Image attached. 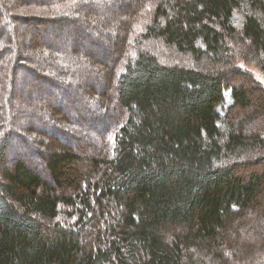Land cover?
<instances>
[{
  "label": "trees",
  "instance_id": "1",
  "mask_svg": "<svg viewBox=\"0 0 264 264\" xmlns=\"http://www.w3.org/2000/svg\"><path fill=\"white\" fill-rule=\"evenodd\" d=\"M251 66L264 0H0V264H254Z\"/></svg>",
  "mask_w": 264,
  "mask_h": 264
},
{
  "label": "rangeland",
  "instance_id": "2",
  "mask_svg": "<svg viewBox=\"0 0 264 264\" xmlns=\"http://www.w3.org/2000/svg\"><path fill=\"white\" fill-rule=\"evenodd\" d=\"M250 68L253 70V72H255L258 80L262 82V86L264 88V74L254 66H251ZM250 110L251 109L246 112H243V114L251 112ZM254 125L257 127L258 131L262 133L264 132V113H255ZM259 159V155L248 157V161L246 162L248 163V166L243 169L244 175H249L253 171H260V169L262 168V164L257 163L252 165L253 162H258ZM262 211H264V199L262 200L258 208V215L247 219V225L243 227L238 233V236L242 237L241 241L243 240L242 242H244V244L248 241L251 244H256V250L251 255V257L254 258V261L252 262L254 264H256V261H262V258L264 257V229L262 228L261 220L259 219V214L263 213Z\"/></svg>",
  "mask_w": 264,
  "mask_h": 264
}]
</instances>
